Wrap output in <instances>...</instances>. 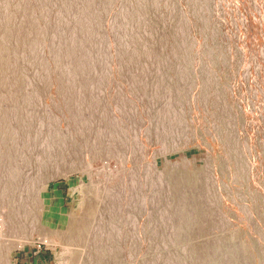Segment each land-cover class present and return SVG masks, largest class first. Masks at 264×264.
Here are the masks:
<instances>
[{
  "label": "bare ground",
  "instance_id": "6f19581e",
  "mask_svg": "<svg viewBox=\"0 0 264 264\" xmlns=\"http://www.w3.org/2000/svg\"><path fill=\"white\" fill-rule=\"evenodd\" d=\"M195 28L205 42L189 38ZM193 57L239 64V71L264 70L262 0H0V264H13L12 248L34 232L59 240L65 264H143L157 248L148 241L170 235L172 227L170 249L192 243L182 251H201L204 233L186 239L208 217L205 204L214 196L220 200L215 194L221 187L209 189L210 183L224 168L237 176L243 155L264 135L246 134L255 116L244 114L245 101L227 104L228 111L214 105L207 117L188 119L182 134L185 141L205 127L221 143V161L158 180L157 154L179 144L162 125L181 104L169 98L172 90L153 89L167 74L172 88L182 89L184 76L176 72H186L183 64ZM159 112L163 123L152 125ZM153 140L164 143L163 150H146ZM109 160L119 164L116 171L93 175L96 161ZM171 164L167 160L165 168ZM75 171L90 177L80 214L53 206L47 194L50 180ZM137 214L142 216L135 226ZM138 239L141 253L130 256ZM219 244L210 252L168 253L165 262L148 263L254 264V249L264 251L257 239ZM226 250L231 254L220 253Z\"/></svg>",
  "mask_w": 264,
  "mask_h": 264
},
{
  "label": "rangeland",
  "instance_id": "374dc122",
  "mask_svg": "<svg viewBox=\"0 0 264 264\" xmlns=\"http://www.w3.org/2000/svg\"><path fill=\"white\" fill-rule=\"evenodd\" d=\"M262 6L264 8V0H262ZM188 35H189V38H194L195 42H198V43L205 42V36L203 35L200 29L195 28L193 34L188 33ZM184 46L182 47L183 50L189 49L188 46L186 45ZM187 62L188 63L183 64V66H185L188 69L186 72L185 71L176 72L177 74L184 76V78L181 79V80L185 79V81L182 83V89L172 88L173 82H172V78L170 77V74L169 75L167 74V78H164L162 81H160L159 83L160 87L153 89V90L162 89L167 92H169V90H172L173 93L169 94L170 95L169 98L171 97L172 102H175V101L177 102L175 106L178 107V105L181 104L180 106L182 108V109L181 108L179 109V112L177 113L176 116H174L175 114L171 116V118L165 116L166 119L164 121V124L162 125L164 128L166 127V129L162 128L165 131L169 127V129L167 130L169 132L167 131L166 132L168 134L169 133L171 134L169 135L171 136L172 140L174 139L173 140L174 142H179L177 146H174L168 150L166 149L164 153L161 152L160 154H157L155 158L156 169L158 171L157 173H159L157 175H160L158 177V180L160 179V181L162 182L164 181L166 182L174 178L177 175L193 172L196 169H201L202 167H205L206 164L211 163V161L214 162L215 164L214 158L217 159L218 161H221L220 158H221L222 152L219 151V146L221 145V143L219 141H215L210 135H206L205 127L201 129L202 133L193 132L191 137L187 138L189 140L186 139L184 141L183 140L184 136L182 134V132L183 133L185 132L184 130L186 129V126L188 125V122H189L188 119H190L191 117H196V116L207 117L208 113L211 110H213L214 105L215 106L217 105L224 111L226 109H227L226 111H228V108L226 106L227 104L230 105V104L236 103L240 105L242 104L240 103L242 100L245 101L246 103L244 106V109H245L244 114H247L248 116L249 115L255 116L253 120L255 125L253 124V122H251V124L245 129L246 134L252 135L254 133L261 131V133L264 135V126H263L264 121H262L264 120V110H261L260 108L261 106L262 109H264V106H263L264 105V83H263L264 77L262 75L264 74L262 73L264 72V70L261 69V70H256V71H246V70L239 71V64L221 63V61H218V60L203 61L199 59L198 57H195V58L193 57L191 58L190 61H187ZM142 64H144V62ZM194 69L195 70L198 69V70L195 71ZM255 72L257 73V75L254 74ZM249 73L250 74L252 73V74L250 75ZM242 75L243 76L246 75V76L242 77ZM206 78H207V81H206ZM244 78H247V80ZM252 78L254 79L253 81H251ZM75 79L77 80L78 78H75ZM169 79L171 80L169 81ZM232 80H233L232 85L234 87L231 85L233 89H230L229 85L227 84H230ZM219 81L221 82L220 86H216V83H218ZM207 82L209 84H207ZM213 84H215V86L211 89V86ZM256 84L258 87L256 86ZM108 89H112V88H108ZM249 91H250V94H249ZM251 97L253 98L251 99ZM238 99L240 102L237 101ZM262 99H263V104H262ZM246 105H248V108L246 107ZM259 111H261L260 116H259ZM178 114H179V117H178ZM159 115L161 116L160 112L157 115L158 117L155 116L152 119L154 123L151 120L150 123H152V125L163 123L161 122V120L164 117L161 116L160 118ZM158 118L160 119V121H158ZM167 118L168 119L170 118V119L168 120ZM173 118H177L178 120L174 119L176 121L175 122L174 120H171ZM239 121H240V118H239ZM170 123H171V126L169 125ZM178 123H182V124H178ZM240 123L241 121L238 124ZM142 124L140 128V132L143 126H146L145 124L143 125ZM177 124L181 126L177 127ZM174 126H175V129H174ZM170 129L174 132V135L172 134V131H170ZM179 129H181V132ZM175 130L181 133L182 135L177 134L178 132L176 133ZM176 134L180 135L181 137L183 136L182 139L181 137H176ZM172 136H174V138ZM159 142L161 144V141H158V142H156V140L155 141L153 140V142L150 141L151 144L148 143L146 150H149L155 153L158 152V149L163 150V148L161 149L162 147L161 145H163L164 147V143L159 145ZM253 145H254V149L247 150L245 154L243 155L244 163L245 162L246 163L244 164V167L242 168L243 170L237 173V176H229V174H227L226 172V169L224 168L220 170V173L213 179V182H211L209 185V189H212V190L215 189L217 186L221 187L220 190H218V192L215 194L220 200H217L216 197L214 196L212 201H209L205 204V208L208 207V209L206 208V211L208 210V217L204 219V221L202 222V226L196 229L195 232L193 234H190L189 237H187L186 239V241H192L193 239L197 238L199 233H204L203 235L205 236V240L199 245L201 251H192V252L191 251L185 252V250L182 251V249H185L187 246L191 245L192 243H181L177 245L178 248H174L175 250L170 249L169 247H173L172 244L174 243L173 242L171 243V241L174 239V236H175L172 233V231H174L175 229L172 227V229L169 228L170 235H166V236H163L162 234L156 235L148 241L147 244L149 246L155 245V247L157 248L153 250L152 252L154 257L151 259H146L143 262V264H149L150 262L151 263L152 262L153 263H163L165 262V259L167 258L168 253L173 254L177 252H181V253L210 252L207 249L215 248L216 246L220 245L219 240L226 239V238L247 240L250 242L254 239H257V241L259 240L261 245L264 246V172H263L264 171V138L261 139L260 137L256 139L253 142ZM182 157H185L187 160L193 161V162H189L188 164H185L181 161ZM167 160L170 161L172 164L170 167L165 168V162ZM116 162L117 161L115 160L96 161L93 165V167L95 168V169L93 168L92 170L93 175H95L97 171L98 173H102L104 175V172H108V168H109V171H112V170L116 171L117 168L119 167V164H116ZM174 165H177V166L174 168ZM104 166H106L107 169ZM183 168H185V170ZM251 171H252V174L254 173L255 175L254 177H256L257 181L258 180L260 181L259 183L260 185L258 187L254 185L252 181L249 180V175H251L250 174ZM102 174H98L100 178L101 176L103 178ZM92 178L94 179L95 177L92 176ZM89 181H90V177H88V174L82 173L80 171H75L70 174H59L55 176L52 180H50L48 188H47V194L52 198L51 200L52 205L55 207H59L65 213L80 214L86 202L85 184L89 183ZM211 204L213 205V207ZM251 208H253L255 211V214L253 215L250 213ZM214 212H217V213L215 214ZM217 214L220 216H218ZM215 215H217V217H215ZM141 216L142 214H137L135 217H133L132 221L134 218H136V220H134L135 222L133 221V223L131 221V224L132 225L136 224L135 226H137V223H139ZM217 218L220 221H222L223 224L220 223V221ZM0 222H1V219H0ZM224 225H225V228H224ZM259 228H261V230ZM211 232L212 233L214 232V234H212ZM21 236L22 238L17 244L18 246L13 247L11 250V259H12L13 264H65L66 263L67 257L64 255L63 246L57 238H54V239L47 238L41 235V233L39 232H34L29 239H26L25 235H21ZM136 242L137 243H135L134 249L135 251H137V253L133 250V253L129 252L130 256L131 254L139 255L141 253V249L144 246V243L141 242V240L139 239ZM163 243L164 245H162ZM165 244L168 245L166 246L167 249L164 248ZM220 253H223V255L231 254L230 250L220 251ZM254 253L256 255L254 258L255 260L254 264H264V251L262 250L256 251V248H255L253 251V254Z\"/></svg>",
  "mask_w": 264,
  "mask_h": 264
}]
</instances>
